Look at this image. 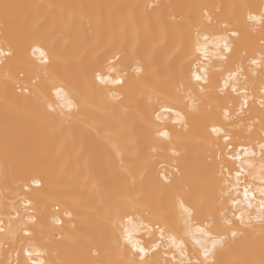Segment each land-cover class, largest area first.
<instances>
[{
  "label": "bare ground",
  "instance_id": "1",
  "mask_svg": "<svg viewBox=\"0 0 264 264\" xmlns=\"http://www.w3.org/2000/svg\"><path fill=\"white\" fill-rule=\"evenodd\" d=\"M4 4L15 6L7 20ZM262 6L264 0H0V47L13 50L0 61V220L5 228L0 264H31L25 255L29 247L46 251L42 258L47 264H175L173 256L180 257L170 236L183 243L188 258L203 259L192 240L200 233H188L179 202L195 209L190 218L185 214L193 227L211 216L209 230L223 234L220 214L208 197L210 151L216 157L214 169L223 165L231 170L233 183L235 173L244 169L238 199H243L244 186L251 185L258 207L264 25L249 22L247 14H258ZM196 29L209 37L200 40L207 57L195 54L204 72L191 67ZM232 29L239 36L227 37L232 50L221 58L216 38ZM34 46L45 51L48 64L39 62V53L33 56ZM253 59L262 66L253 65ZM109 61L127 74L123 86L94 81V69L106 68ZM190 71L206 76L207 82L191 79ZM230 74H235L232 79ZM54 84L64 89L59 97ZM65 93L75 106L70 113ZM49 104L55 111L48 110ZM162 104L185 116L187 130L172 123V113L155 119ZM211 126L220 131L213 133ZM158 129L169 131L171 140L152 135ZM243 149L255 155H245ZM173 150L180 156H173ZM21 156L27 175L41 181L38 186L29 180L27 192L20 186ZM161 173L173 182L164 184ZM145 206L162 210L149 217ZM256 207L245 218L251 226L240 227L242 235L217 248L216 264H259L264 259V224L255 219ZM65 210L71 215H64ZM117 213L140 247L160 245L143 262L123 240V229L116 231ZM227 218L234 219L231 212ZM150 219L152 231L139 227ZM156 219L165 229L163 239L155 230Z\"/></svg>",
  "mask_w": 264,
  "mask_h": 264
},
{
  "label": "snow or ice",
  "instance_id": "2",
  "mask_svg": "<svg viewBox=\"0 0 264 264\" xmlns=\"http://www.w3.org/2000/svg\"><path fill=\"white\" fill-rule=\"evenodd\" d=\"M15 7L14 5L4 4L3 10H4V17L5 20L8 19L9 16V10L11 8ZM242 7H248L247 5H243ZM205 17L208 18V22L212 23L211 17L208 15L207 12L204 13ZM247 19L249 22H253L254 24H260L264 25V6L261 7V10L258 14H253L252 12H248ZM226 29L228 28V25L225 23L223 25ZM228 36L232 37H238L239 33L232 29L229 32L225 34L224 37L216 38V48L223 49V52L220 53L221 58H223V53L231 52V45L228 41ZM203 39L205 41L209 40L208 35H206L204 32H201L199 29H196L195 34V42L193 44V49L191 52V55L193 57L191 67L194 68H200V61L195 58V54L197 52H202L205 54V58L207 57V49L206 46L202 47L200 45V40ZM223 40V43L221 44L219 41ZM33 56L35 57L37 53H39V62L41 64H48L49 58L45 51L38 46H34L33 49ZM13 55V50L11 47L8 48L7 51L3 47H0V61H2L5 57H10ZM116 60H119V56L116 57ZM261 61H264V56L261 57ZM261 61H257L253 59L251 63L253 65L262 66ZM134 71L139 72L140 69L136 68ZM205 70L203 68H200V72H204ZM241 69H237V73H239ZM116 72L115 76H112L111 73ZM107 73V74H106ZM253 74H255V71L253 70ZM126 73H121L117 70L116 64L113 61H109L106 68H96L93 71V79L94 81H97L99 84L102 85H120L123 86L125 84V77ZM190 78L194 79L196 81L203 80L205 83L207 82L206 76H201L197 74L195 71H190L189 73ZM233 75L230 74L229 79L233 78ZM224 87H229L228 82L225 81ZM53 88L55 90V94L59 97L61 96V93L64 92V89L60 85H53ZM183 88V85H181V89ZM201 91H203V88H201ZM233 92H237V87H232ZM261 93H264V87L260 89ZM65 99L67 100V95L65 93ZM261 107L264 108V99H261L260 101ZM247 105V99L244 100L243 104L241 105V109H243ZM68 112L70 113L72 109L75 107L70 100H67L66 103ZM49 111H55L53 106L51 104L48 105ZM191 110L195 111L196 106L193 104L191 105ZM163 113H172L175 116V120L172 121L173 124L180 123L184 126L185 130H187V122L185 116H183L179 111L175 110V108L170 104H162L160 105L159 109L155 112V119L157 121H162L166 119L165 116H163ZM64 115V113H62ZM224 117L227 119L229 117V113L227 111H224ZM211 131L213 133H218L220 129H218L215 126H211ZM154 136H160L165 138L166 140H171V136L169 131L164 129H158L156 132L152 133ZM225 140L228 139L227 136L224 137ZM212 145H209V148L211 149ZM259 148L261 151L262 156V162L260 164V170H259V180H260V187H258L256 190L259 192V200H258V207L253 203V201H256V195L251 192V185H245L243 188V199H238V197L241 195L240 192V176L244 172V169L241 168L239 171L235 173V183L232 182V172L231 170L225 168L223 165H220L219 169L216 170L213 167V160L216 159L214 157L213 153L209 152V160H208V169H209V179L208 183L211 186V190L208 193L209 200L212 204V206L215 208V211L220 214L222 224L224 226L223 234L220 235H213L212 232L209 230L212 227V217L209 216L206 221L203 222V226H195L193 227L190 219L185 218V214L188 218H190L193 215V212L195 211L194 208H190L185 206L184 202L181 200L179 202V207L182 210L181 211V218L185 224V228L187 229L189 234L200 233L199 236H192L193 243L199 247L200 253L203 256V259H190L188 258L184 245L182 242H177L176 238L173 236L169 237L171 246L175 247L179 253V260H176V256H173V261L175 264H216L215 260L213 259V255L217 248L223 249L225 247V242L229 239L235 240L238 236L242 235V233L239 232L240 227H250L251 223L250 220L248 223L245 222L246 216L249 215L250 209L253 207H256L257 216L255 219H257L261 224H264V143L259 144ZM231 151V149H229ZM245 152V155H255L254 153L249 152L248 149H243ZM8 152V143L7 139L5 142V153ZM173 156H180V153L176 150H173ZM229 159H235V157H229ZM173 164L175 165L174 171L178 174L180 173L179 168V162L174 161ZM163 168L164 165H161ZM249 167H252V165H249ZM28 170V164L27 161L21 156V163L19 167V174L21 178V187L24 191H29L28 182L29 180L36 184L40 185L41 181L38 180L35 176H28L27 175ZM159 178L164 184H171L173 182V177H170L166 173L159 174ZM256 178V177H254ZM235 193V195H233ZM30 203V201H29ZM54 211L59 212L60 208L59 205H54ZM162 209H157L155 206H145L143 211L148 214L149 217H153L154 214L157 211H161ZM12 212H15V209H12ZM231 212V215L234 219H228L227 215ZM239 213V214H237ZM19 214L17 213V216ZM64 215L70 216L71 213L65 210ZM9 216L11 217V213H9ZM53 220L55 223L59 224L61 223V220L59 217L54 216ZM125 217L119 215L117 213V222L119 224V227L116 228V231H119L121 228L123 229L122 232V238L126 243L131 244L132 249L134 252H138L140 254V260L141 262L144 261L145 256L150 252L154 251L155 249L159 248V244H153L150 248L140 247L139 241H134L133 237L131 235V232L127 226H125ZM238 221L239 224H236L235 222ZM128 224L131 223V219L127 221ZM153 224V220H148L147 223L141 221L139 227L145 229L146 231H152L153 228L151 225ZM9 228L11 225L9 224ZM155 230H158L161 233V239L164 238V227L161 225L160 220H155ZM5 228L3 227V222L0 220V232H4ZM24 235H31L30 232L24 231ZM261 235L264 236V232H261ZM119 243V241H118ZM262 247H264V242H262ZM25 255L29 257L31 264H47V262L42 258L47 255L46 251L35 248V247H29L25 251ZM11 264V262H9ZM17 264H19V261H17ZM67 264H71V262H67ZM259 264H264V259H261L259 261Z\"/></svg>",
  "mask_w": 264,
  "mask_h": 264
}]
</instances>
